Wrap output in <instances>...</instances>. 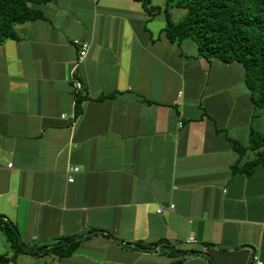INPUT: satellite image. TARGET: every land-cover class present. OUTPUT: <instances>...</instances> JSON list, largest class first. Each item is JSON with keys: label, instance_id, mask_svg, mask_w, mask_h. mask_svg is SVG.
<instances>
[{"label": "crops", "instance_id": "crops-1", "mask_svg": "<svg viewBox=\"0 0 264 264\" xmlns=\"http://www.w3.org/2000/svg\"><path fill=\"white\" fill-rule=\"evenodd\" d=\"M40 9L0 44V216L29 249L89 235L34 264H264V164L232 170L264 150L244 66L170 42L135 0Z\"/></svg>", "mask_w": 264, "mask_h": 264}, {"label": "trees", "instance_id": "trees-1", "mask_svg": "<svg viewBox=\"0 0 264 264\" xmlns=\"http://www.w3.org/2000/svg\"><path fill=\"white\" fill-rule=\"evenodd\" d=\"M50 0H0V44L7 39H17L15 26L42 17L41 5ZM140 2L150 17L160 12L165 14V25L161 30L170 42L189 39L195 43L198 55L205 59L215 58L223 63L240 62L245 70V83L256 96L254 103L264 107V0H165V7L152 5L151 0ZM176 7L186 9L179 21H174L168 11ZM112 94L101 96L110 97ZM79 96V95H78ZM76 98L74 119L80 113L82 98ZM250 149L264 145V137L251 133ZM241 155L247 147L234 143ZM239 155V156H240ZM264 164V150L257 157L232 167L233 172L251 175L255 168ZM0 230L13 249L10 256L0 254V264H7L21 254L31 256L54 254L59 257L71 255L81 239L89 234L65 237L62 245L47 246L43 252H28L19 243L18 232L8 220L0 216ZM139 248L141 244H137ZM177 264H181L178 262Z\"/></svg>", "mask_w": 264, "mask_h": 264}, {"label": "rangeland", "instance_id": "rangeland-1", "mask_svg": "<svg viewBox=\"0 0 264 264\" xmlns=\"http://www.w3.org/2000/svg\"><path fill=\"white\" fill-rule=\"evenodd\" d=\"M151 1H152V5L160 6L162 8L165 7V0H151ZM168 11H169V13L171 15V18L174 21L181 20L184 17V15L186 14V9H182V8L172 7V8H169ZM158 17L159 18H164L163 21L165 23V14L163 12L160 14V16L158 15ZM11 251L13 253L14 250L11 249ZM12 253L10 255H12ZM2 255H6V254H2ZM33 260H34V258L31 257L30 254H22V255L18 256L15 260H11L7 264H34Z\"/></svg>", "mask_w": 264, "mask_h": 264}, {"label": "built area", "instance_id": "built-area-1", "mask_svg": "<svg viewBox=\"0 0 264 264\" xmlns=\"http://www.w3.org/2000/svg\"><path fill=\"white\" fill-rule=\"evenodd\" d=\"M88 50H89V44L86 43V42L81 43L80 44L79 59L78 60H83L87 56ZM75 87L77 89H80L81 88V83L80 82H75ZM64 116H65V114L62 115V117H64ZM72 119H74V114L72 115ZM8 166H11V164H8ZM78 171H79V169L77 167L69 168V170H68V179H67L68 182H72L73 181V174L77 173ZM173 208H174L173 204H170L168 206L163 205V204H158L155 211L158 214H162V213L167 212V211H172ZM189 242H194V240L190 239ZM253 259L255 260V262L257 264H262V262H260L258 260L257 256H254Z\"/></svg>", "mask_w": 264, "mask_h": 264}, {"label": "water", "instance_id": "water-1", "mask_svg": "<svg viewBox=\"0 0 264 264\" xmlns=\"http://www.w3.org/2000/svg\"><path fill=\"white\" fill-rule=\"evenodd\" d=\"M94 232H102V233H106L105 231H103V230H99V231H94ZM19 243H21L22 244V247L26 250V251H28V252H43V251H45L47 248H45V247H43V248H38V249H29V248H27L26 246H24L23 245V243H22V241L20 240V238H19ZM65 243V241H60V242H58V243H56V244H54V245H62V244H64ZM206 255H208L207 253H206Z\"/></svg>", "mask_w": 264, "mask_h": 264}]
</instances>
